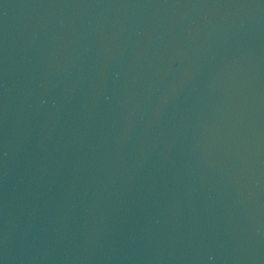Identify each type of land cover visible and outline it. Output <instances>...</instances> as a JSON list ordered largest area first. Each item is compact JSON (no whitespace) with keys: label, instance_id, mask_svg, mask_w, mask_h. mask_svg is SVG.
Segmentation results:
<instances>
[{"label":"water","instance_id":"obj_1","mask_svg":"<svg viewBox=\"0 0 264 264\" xmlns=\"http://www.w3.org/2000/svg\"><path fill=\"white\" fill-rule=\"evenodd\" d=\"M0 264H264V0H0Z\"/></svg>","mask_w":264,"mask_h":264}]
</instances>
